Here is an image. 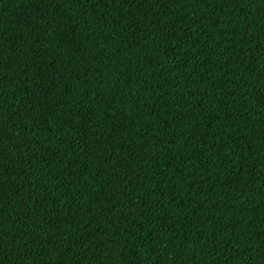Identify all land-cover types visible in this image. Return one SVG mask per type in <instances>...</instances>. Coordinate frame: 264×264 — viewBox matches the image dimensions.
I'll list each match as a JSON object with an SVG mask.
<instances>
[{"label": "trees", "instance_id": "16d2710c", "mask_svg": "<svg viewBox=\"0 0 264 264\" xmlns=\"http://www.w3.org/2000/svg\"><path fill=\"white\" fill-rule=\"evenodd\" d=\"M0 264H264V0H0Z\"/></svg>", "mask_w": 264, "mask_h": 264}]
</instances>
